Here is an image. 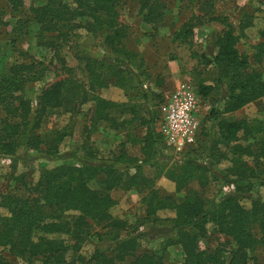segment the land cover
<instances>
[{"label": "trees", "instance_id": "1", "mask_svg": "<svg viewBox=\"0 0 264 264\" xmlns=\"http://www.w3.org/2000/svg\"><path fill=\"white\" fill-rule=\"evenodd\" d=\"M127 1L45 0L42 5L31 6L30 14L13 22L11 31L21 32L25 28L22 34L30 21L36 22L37 38L53 46L54 56L59 57L61 68L68 74L45 84L33 105L23 91L28 83L42 78L38 63L15 60L0 69V156L11 157L13 166L22 163L26 167H31L36 157L30 156L29 150L60 160L52 168H41L35 181H27L25 172L13 177L20 183V193L0 190V206L7 210L6 215H0V264H11L18 258L25 264H167L165 257L172 246L179 248L181 264H225V252L228 253L226 264H250V253L258 244H264V201L253 200L247 209L239 199L240 194L251 191L254 186L264 188V132L259 122L222 116L264 96L261 74L251 68L248 58L236 46L234 25L226 16L211 18L220 21L222 30L209 46L210 52L193 54L216 70V84L199 83L196 94L208 97L213 91L220 92L212 100L208 113V118L216 120L218 137L205 147L203 156L188 154L193 149L190 146L178 153L181 162L160 165V160L166 157L161 144L167 148L157 126V106L163 97L155 94L158 100L151 108L146 103L149 91L141 90L142 110L136 104L116 103L92 95L96 88L108 85L110 77L122 86L127 74H132L129 66L134 53L123 44L126 26L118 12ZM131 2L138 5L145 23L156 24L164 16L161 1ZM22 5L23 0H3L0 31L9 25L2 18L6 9L19 12ZM201 18L196 17L195 25L200 24L197 19ZM192 26L191 22L181 24L178 33L183 39L192 34ZM78 28L86 34L85 40L79 41ZM260 34L263 45L264 30ZM98 37L104 53L95 56L90 46ZM8 41L17 50V36ZM61 47L71 51L88 78L86 82L71 74V68L61 57ZM142 65L143 61L139 69ZM77 98L93 102L89 116L91 129L101 121L112 123L115 129L126 125L132 128L134 123L144 129L142 136H136L142 158L127 156L125 152L98 158L91 150L82 157L58 155V146L66 133L41 134L37 128L48 110L68 107ZM126 111L131 113L130 117L118 121L116 115H125ZM260 131L262 135L258 134ZM239 134L253 141L245 145L237 143ZM218 145L228 147L229 151H221ZM228 153L230 164L218 170L217 165ZM247 158H252V164ZM143 165L158 167L155 178L163 173L174 182L177 191L192 180L203 187L209 178L234 189L219 198L207 199L192 189L175 198L154 186V177L148 178L141 171ZM92 182L97 184L96 188L91 187ZM117 188L145 193L142 196L144 216L135 225L110 213L115 203L110 192ZM164 209L174 211L173 215L165 218L156 215ZM92 225H99V231L93 232ZM208 226L227 237L231 249H224L222 244L213 250L201 249L198 244L208 235ZM91 236H97L100 244L84 259L78 252ZM144 241L157 242V247L144 248ZM1 250H6L12 259L1 256Z\"/></svg>", "mask_w": 264, "mask_h": 264}, {"label": "rangeland", "instance_id": "2", "mask_svg": "<svg viewBox=\"0 0 264 264\" xmlns=\"http://www.w3.org/2000/svg\"><path fill=\"white\" fill-rule=\"evenodd\" d=\"M66 2L70 0H64ZM132 0H128L118 8L120 21L126 26V37L123 44L126 49L134 53L130 61V72L127 74V81L119 86L114 83V77L109 78L108 85L96 88L92 95L100 96L116 103H128L142 108V91H149V99L146 101L151 108L154 102L158 100L155 94L161 97L168 95L179 82H188L192 89L197 93L198 84H216V70L212 64L206 65L203 60L195 57L193 54L200 55L202 52H210V47L214 37L222 30V24L218 20H211L213 17H224L234 25L236 29L237 48L248 58L251 68L257 70L264 80V44L260 31L264 30V0H158L161 1L160 9L164 16L156 24L145 23L139 14L138 5ZM45 0H23V5L19 12H13L6 9L2 14L4 21L9 22L5 29L0 31V69L11 62L34 61L38 63V69L42 71V78L36 82L28 83L24 88V95L30 98L35 104V98L40 89L47 83L64 78L67 76L65 69L61 68V60L54 56V48L45 41L39 40L38 26L36 22L30 21L28 28L21 32H12L13 22L18 18L30 14L31 6L42 5ZM3 0H0L2 7ZM13 14V15H11ZM197 16H202L200 24L195 25ZM185 22L194 23L192 34L184 37L178 33L181 24ZM242 24L241 29L239 28ZM79 33V41L87 38L82 29H76ZM178 34V35H176ZM14 35L17 36L15 49L12 48L8 39ZM90 50L93 54H103L104 49L101 39L98 37L93 40ZM61 57L65 60V65L71 68V74L74 78L82 82L87 81V77L79 64L74 59L66 47L60 48ZM143 61L141 69L139 66ZM142 90V91H141ZM220 95L219 91H213L212 96H198L197 117L199 119L200 134L196 139L193 149L188 151L192 156H203L205 147L211 144L218 137L216 120L208 118L209 110L213 104V99ZM134 107V106H133ZM93 102L91 99L82 102L81 98L74 100L68 107H59L48 110L43 117L40 126L37 128L41 134H52L53 132L63 131L66 133L58 146L59 154H70L73 156H84L87 150H91L98 158H111L125 152L127 156H136L142 158L140 152V143L136 136L140 137L144 129L132 128L126 125L125 128L115 129L109 122H98L91 129L89 126V116L92 114ZM130 109V107H129ZM142 110L140 113L142 114ZM117 114V113H115ZM115 114H112L115 115ZM125 115H116L117 120L130 117L131 113L126 111ZM222 116L232 120H245L247 122H259L261 131L264 132V96L246 104L242 108L232 112L225 113ZM90 128V129H89ZM258 133L259 135H262ZM256 134L257 136H259ZM237 143L243 145L251 143L253 139L239 134ZM166 157L160 160L159 164L170 166L177 164L180 159L178 153L171 150H165ZM221 151L228 152L229 148L218 145ZM194 152V153H193ZM30 156L34 157L31 167H26L22 163L13 166L12 158L9 156H0V190L3 192H18L20 188L19 181H14L13 177L25 172L26 180L35 181L38 171L41 168H52L60 163L55 157H44L38 151L29 150ZM57 155V156H58ZM42 156V157H41ZM180 156V157H179ZM169 157V158H167ZM179 157V159H178ZM230 153L227 158L217 165V169L228 166ZM252 164V158H247ZM214 161V159H207ZM255 161V160H254ZM122 163V165H124ZM158 167L143 165L141 171L148 178L154 177L153 184L161 191L172 195L175 198L182 197L187 190H196L204 198H219L222 195L233 191L231 185L222 186L211 178L205 186H199L196 180L190 181L182 190L177 191L173 181L168 179L163 173L157 174ZM133 172V169L129 170ZM218 172V171H217ZM264 178V175H263ZM91 187L96 188V183H90ZM111 195L115 203L110 207V213L113 217L124 219L129 224H136L144 216V206L142 196L144 192L135 190L113 189ZM240 203L247 209L251 207L253 200L264 201V188L254 186L251 191L239 195ZM174 211L170 209L160 210L156 213L161 218L171 217ZM7 210L0 206V215H6ZM99 225H92V231H99ZM208 235L199 241L201 249L213 250L217 245L222 244L224 249H231L230 241L227 237L212 231V226H208ZM130 230V229H129ZM100 243L97 236H91L86 242H83L79 255L84 259L88 258L94 248ZM143 247H157V242H143ZM1 256L11 260L6 250H1ZM250 264H264V244H258L250 253ZM167 264H181L182 255L177 246L168 248L166 254ZM225 264L228 260V253L224 255ZM11 264H25L21 259L11 261ZM78 264H80L78 262Z\"/></svg>", "mask_w": 264, "mask_h": 264}, {"label": "built area", "instance_id": "3", "mask_svg": "<svg viewBox=\"0 0 264 264\" xmlns=\"http://www.w3.org/2000/svg\"><path fill=\"white\" fill-rule=\"evenodd\" d=\"M197 98L189 83L181 81L158 104L157 126L166 151L180 153L195 144L200 129Z\"/></svg>", "mask_w": 264, "mask_h": 264}]
</instances>
